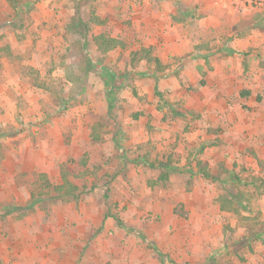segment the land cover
<instances>
[{"label": "rangeland", "instance_id": "374dc122", "mask_svg": "<svg viewBox=\"0 0 264 264\" xmlns=\"http://www.w3.org/2000/svg\"><path fill=\"white\" fill-rule=\"evenodd\" d=\"M17 5L0 0V264H264V11ZM77 7L127 43L92 48L86 75L67 50ZM147 45L166 75L129 63ZM66 166L78 196L54 190Z\"/></svg>", "mask_w": 264, "mask_h": 264}, {"label": "trees", "instance_id": "16d2710c", "mask_svg": "<svg viewBox=\"0 0 264 264\" xmlns=\"http://www.w3.org/2000/svg\"><path fill=\"white\" fill-rule=\"evenodd\" d=\"M8 1H11L13 7L16 8L18 6L17 0ZM259 17V21H255L253 27L264 31V12H262ZM93 23H103V20L95 12H92L91 21H85L84 17L80 15L79 8L77 7L74 15L71 17V21L67 24V30L70 33L81 34V37L74 40L71 43V48H68L67 50L70 51L68 53L69 55L75 56L76 63L74 64L76 65V69H78L83 75L88 74V72L97 65V62L94 61L92 55V48L104 55L119 47L127 46V43L119 37H114L104 32H93ZM90 41H92V44ZM154 50L153 45L141 46L138 49L131 50L129 54V63L135 66L142 63L145 68L150 69L152 72H155L158 75H166L170 66L168 63H165ZM66 75L67 79L71 81H78L81 79V75L77 74L74 70L71 72L68 71ZM166 104L167 103H165L164 106H166ZM203 170L205 174H209L206 169ZM71 174L72 171L70 167L66 166L61 169L60 181L54 186V190L58 195L78 196L80 188L72 182L70 178ZM160 179L166 181L168 179V173L161 174ZM116 219L120 221L118 217Z\"/></svg>", "mask_w": 264, "mask_h": 264}, {"label": "built area", "instance_id": "2783aa9c", "mask_svg": "<svg viewBox=\"0 0 264 264\" xmlns=\"http://www.w3.org/2000/svg\"><path fill=\"white\" fill-rule=\"evenodd\" d=\"M234 12L248 10L264 11V0H218Z\"/></svg>", "mask_w": 264, "mask_h": 264}, {"label": "crops", "instance_id": "0c3cea01", "mask_svg": "<svg viewBox=\"0 0 264 264\" xmlns=\"http://www.w3.org/2000/svg\"><path fill=\"white\" fill-rule=\"evenodd\" d=\"M9 2V1H8ZM258 29V28H257ZM260 30V29H259Z\"/></svg>", "mask_w": 264, "mask_h": 264}]
</instances>
